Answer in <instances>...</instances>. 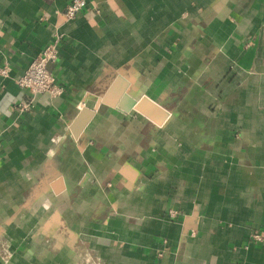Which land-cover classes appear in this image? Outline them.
<instances>
[{"label":"crops","instance_id":"1","mask_svg":"<svg viewBox=\"0 0 264 264\" xmlns=\"http://www.w3.org/2000/svg\"><path fill=\"white\" fill-rule=\"evenodd\" d=\"M69 1L0 0V264H264V0Z\"/></svg>","mask_w":264,"mask_h":264},{"label":"built area","instance_id":"2","mask_svg":"<svg viewBox=\"0 0 264 264\" xmlns=\"http://www.w3.org/2000/svg\"><path fill=\"white\" fill-rule=\"evenodd\" d=\"M89 0H70L66 5L63 16L70 20L77 16L88 4ZM60 37L56 36L51 42L39 52V54L31 60L26 69L15 78L16 84L29 92L27 99L19 102L17 106L18 112L28 111L33 105L34 96L44 94L51 98L61 95L64 91L62 84L57 81L56 75L48 67L58 58ZM10 67L7 64H0V82L10 77ZM1 157V150H0ZM170 217H176L175 210L169 211ZM252 237L255 240H261L262 236L259 232H254Z\"/></svg>","mask_w":264,"mask_h":264},{"label":"water","instance_id":"3","mask_svg":"<svg viewBox=\"0 0 264 264\" xmlns=\"http://www.w3.org/2000/svg\"><path fill=\"white\" fill-rule=\"evenodd\" d=\"M145 105H147L146 107L141 106V104L137 105V108H139L140 110L144 111L146 114H148V116L153 117L154 113L159 112L160 114H162L163 112L152 102L150 101H143ZM142 102V103H143ZM86 113V109L82 110L80 112V114L78 115V117L75 119L74 124H73V130L76 132L77 129L81 128V126L84 124V121L86 119V117L82 116V114ZM154 118V117H153ZM157 120V118H155ZM158 121V120H157Z\"/></svg>","mask_w":264,"mask_h":264}]
</instances>
